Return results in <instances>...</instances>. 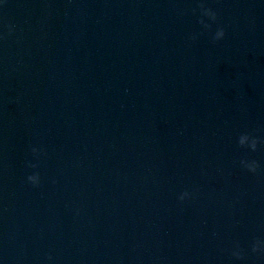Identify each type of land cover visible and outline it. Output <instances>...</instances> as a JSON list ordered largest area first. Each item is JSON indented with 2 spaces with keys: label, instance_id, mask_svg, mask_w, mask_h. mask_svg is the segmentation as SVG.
<instances>
[{
  "label": "water",
  "instance_id": "1",
  "mask_svg": "<svg viewBox=\"0 0 264 264\" xmlns=\"http://www.w3.org/2000/svg\"><path fill=\"white\" fill-rule=\"evenodd\" d=\"M241 134L264 141V0H0V264H264Z\"/></svg>",
  "mask_w": 264,
  "mask_h": 264
},
{
  "label": "clouds",
  "instance_id": "2",
  "mask_svg": "<svg viewBox=\"0 0 264 264\" xmlns=\"http://www.w3.org/2000/svg\"><path fill=\"white\" fill-rule=\"evenodd\" d=\"M198 8L200 10V15H201V19L199 21V23L205 28V29H209L211 28L210 24L205 23L204 18H207L209 21H211L212 23H216L217 19H218V15L215 11H213L211 8H208L205 6L204 3H200L198 4ZM6 28L8 29V35H12L13 32V28L11 25H6ZM225 36V31L223 28H218L215 36H214V42L215 41H219L222 40ZM193 39H195V37H193ZM238 147L241 149H246L249 150L251 152H256L258 150V145L264 144V141H261L260 139L248 135V134H241L238 138ZM31 152L33 154L34 157H36L37 159L39 158L40 155V150H38L37 148L33 147L31 149ZM240 166L248 173L252 174V175H256L260 169V163L257 160H241L240 161ZM27 168L33 169L35 170L38 165L37 164H33L31 162H28L26 164ZM27 183L29 185H31L33 188H38L41 186V177L40 174L38 172H34V174L28 175L26 177ZM194 193L190 192V191H184L182 192L179 196H178V201L180 204H184L186 201H189L193 198ZM251 251L253 254H261L264 255V241H261L259 239L253 241L252 246H251ZM231 256L237 260H243L244 259V252L243 249L240 248L239 244H236L234 246V249L231 252ZM47 259L49 261L52 260V257L49 255L47 257Z\"/></svg>",
  "mask_w": 264,
  "mask_h": 264
}]
</instances>
